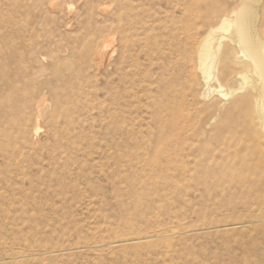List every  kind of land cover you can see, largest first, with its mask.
Here are the masks:
<instances>
[{"label": "rangeland", "instance_id": "obj_1", "mask_svg": "<svg viewBox=\"0 0 264 264\" xmlns=\"http://www.w3.org/2000/svg\"><path fill=\"white\" fill-rule=\"evenodd\" d=\"M222 13L0 0V264H264L259 122L232 81L205 94L182 33Z\"/></svg>", "mask_w": 264, "mask_h": 264}, {"label": "bare ground", "instance_id": "obj_2", "mask_svg": "<svg viewBox=\"0 0 264 264\" xmlns=\"http://www.w3.org/2000/svg\"><path fill=\"white\" fill-rule=\"evenodd\" d=\"M202 1L210 5V12L223 13L208 30H182L187 40L192 41V55L188 56L192 76L195 78L200 74L207 96L215 92L228 96L222 92L224 86L221 87L220 82L232 81L233 87L229 95L237 99L231 103L230 109H253L259 129L250 127V137H264V0H238L229 9L225 5L213 7L212 0ZM113 54L114 49L107 43L97 49V57L103 61ZM215 73H219L217 77L214 76ZM213 80L216 87L212 85ZM240 141L239 137L240 147L236 150L238 158L249 152ZM236 226L233 223L229 227L237 228Z\"/></svg>", "mask_w": 264, "mask_h": 264}]
</instances>
